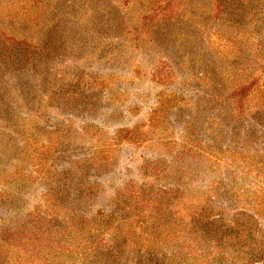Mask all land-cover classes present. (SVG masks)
I'll use <instances>...</instances> for the list:
<instances>
[{"label":"trees","instance_id":"16d2710c","mask_svg":"<svg viewBox=\"0 0 264 264\" xmlns=\"http://www.w3.org/2000/svg\"><path fill=\"white\" fill-rule=\"evenodd\" d=\"M123 24H131L134 39L152 41V35L159 34L178 52L179 68L168 56L149 68L147 77L153 82L167 85L185 73L181 81L212 90L213 99L227 102L235 118L264 114V40L255 39L264 28V0H0V110L6 123L11 101L32 108L41 101L49 105L62 93L68 103L76 104L80 88L108 86L100 75L66 83L65 76L53 75L50 58L66 47L106 38ZM193 31L204 32L205 40L214 33L229 42L225 61L217 59L211 40L207 50L184 57ZM205 53L211 59L201 57ZM176 69L182 70L179 76ZM176 108L191 110L179 138L180 154L190 155L191 176L206 154L227 150L192 137L197 116L193 101L184 96L160 97L150 125L169 128L166 118ZM146 134L132 127L104 140L99 137L86 165L111 164L114 146L122 140H146ZM23 159L18 156V164ZM181 165L172 176L174 182L126 184L107 209L91 215L83 208L98 188L82 172L75 174L76 188L60 186L56 176L53 185L50 174L45 175L51 184L44 200L18 219H1L0 264H264V201L239 206L241 200L235 198L234 205H223L218 198L223 193L231 196L235 183L224 189L222 180L214 179L216 184L204 191L185 181ZM73 169L63 170L65 176L72 178ZM3 180L0 207L20 199L31 178L16 167Z\"/></svg>","mask_w":264,"mask_h":264},{"label":"rangeland","instance_id":"374dc122","mask_svg":"<svg viewBox=\"0 0 264 264\" xmlns=\"http://www.w3.org/2000/svg\"><path fill=\"white\" fill-rule=\"evenodd\" d=\"M128 25L131 24H123L113 32L110 30L106 38L100 36L79 48L66 47L61 54L50 58L53 75L65 76L66 83L74 77L100 75L108 86L101 90L80 88L76 104L68 103L62 93L51 104L37 101L32 108V105L11 101L9 125L0 110V189L6 173L16 167L31 178L28 190L20 199L1 205L0 221L18 219L44 200L45 191L51 183L54 185V176L59 179L60 186L74 184L76 188L79 178L75 174L82 172L86 181L88 179L98 188L83 208L91 215L97 209H107L114 193L126 184L147 181L164 185L174 182L172 176L178 172L181 161L185 162L181 165L185 181L201 190L206 191L216 184L214 179H221L223 188L235 183L231 196L223 193L218 198L217 202L223 205H234L235 198L241 200L239 206L249 202L255 204L259 199L264 201V114L260 117L251 113L244 118H235L227 102L213 99L212 90L192 80L181 81L186 76L184 72L167 85L153 82L147 77L149 68L166 56L179 68L178 52L170 39L159 34L154 33L152 41L134 39ZM190 33L191 47L185 46L184 57L193 50L196 53L207 50L211 40L219 55L217 59L225 61L223 56L231 50L229 42L214 33H210L206 40L202 31ZM255 39L264 40V28ZM201 57L211 59L206 53ZM176 70L179 76L182 70ZM39 93L43 94L41 90ZM168 94L193 101L198 125L192 137L195 136L197 142L215 143L227 150L222 154L217 151L206 154L191 176L187 173L190 155H181L183 147L179 145L190 108L174 109L166 118L169 128H153L149 122L159 98ZM41 97V100L45 99L44 95ZM2 111L4 114V108ZM132 127L147 132L146 140H122L113 147L111 164L102 167L86 165L85 159L92 155L94 144L100 142L99 137L104 140L118 129ZM56 142L60 145L57 146ZM20 155L24 162L18 164ZM83 162L85 165L79 168ZM152 166H156L155 169ZM68 168H74L72 178L63 172ZM47 174H50L51 183L45 179ZM69 200L72 201L71 197Z\"/></svg>","mask_w":264,"mask_h":264}]
</instances>
